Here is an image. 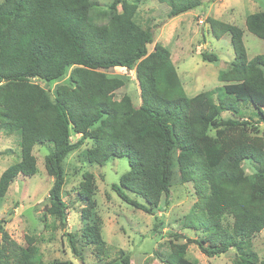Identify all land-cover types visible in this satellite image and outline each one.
Segmentation results:
<instances>
[{
  "label": "trees",
  "instance_id": "obj_1",
  "mask_svg": "<svg viewBox=\"0 0 264 264\" xmlns=\"http://www.w3.org/2000/svg\"><path fill=\"white\" fill-rule=\"evenodd\" d=\"M156 1L168 6V18L202 4L201 0ZM133 2L113 0L104 11L108 17L103 24L92 20L91 0L0 2V131L18 132L20 147L19 161L0 175V198L17 175L36 173L33 147L51 143L53 152L44 160L46 174L52 178L45 211L65 228L63 161L91 140L88 162L102 166L112 158L127 159L129 170L111 189L137 210L149 212L168 199L175 171L182 183L192 184L196 201L183 226L200 231L203 237L172 243L165 264H196L185 257L189 243H196L208 257L234 248L236 264H264L249 247L264 230V137L237 117L242 103L252 105L264 120V54L248 59L243 30L210 20L214 38L229 36L233 61L218 73L223 85L215 99V91L188 97L169 52L160 44L148 51L153 33L133 21L141 0ZM244 24L246 31L264 40V12L248 15ZM201 58L217 61L206 51ZM70 68L68 83L58 84L52 96L34 82L50 85ZM115 68L134 70L139 106L127 95L115 99L124 82L103 72ZM225 113L233 118L224 120ZM72 133L80 136L75 143L70 142ZM244 163L250 164L252 173L245 172ZM125 191L141 197L147 206ZM93 196L92 175L84 173L77 190L84 221L93 215ZM225 216L232 220L226 226ZM89 222L83 230L85 244L103 252L101 223L96 218ZM65 235L76 253L73 236ZM129 261L130 255L119 251L118 258L105 264ZM0 264H43L37 248H23L7 238L2 221Z\"/></svg>",
  "mask_w": 264,
  "mask_h": 264
},
{
  "label": "rangeland",
  "instance_id": "obj_2",
  "mask_svg": "<svg viewBox=\"0 0 264 264\" xmlns=\"http://www.w3.org/2000/svg\"><path fill=\"white\" fill-rule=\"evenodd\" d=\"M2 0H0L1 2ZM113 0H91L93 10L91 18L96 24L107 21L108 12L104 11ZM134 3L133 0H124ZM200 7L168 18V6L156 0H141L133 21L142 29L153 33V43L160 44L170 54V59L188 97L200 92L215 91L223 83L218 80V73L230 68L233 51L229 36L216 39L210 31V20L236 25L244 32L243 41L248 59L264 54V40L246 31L245 18L256 12H264V0H201ZM118 11H121L118 6ZM217 57L216 62L203 61L201 53ZM59 81L45 85L49 94H54L58 84L68 83V74ZM109 76H117L124 82L123 87L115 92L119 100L127 95L135 107L140 105L139 89L134 70L115 68L103 71ZM240 120L247 121L259 136L264 137V120L259 119L258 112L252 105L238 103ZM264 113V108L261 109ZM224 120L233 118L229 113L221 116ZM237 117H235L237 119ZM260 120V121H259ZM214 131H210L212 135ZM79 135L72 133L70 142L75 143ZM93 147L91 140H85L78 148L72 150L63 161L64 186L61 191L66 210V225L62 228L59 221L48 215L45 207L49 205L48 193L52 178L46 174L44 160L53 152L51 143L37 144L33 147L36 159V173L32 176L19 174L9 185L4 197L0 198V221L7 238L23 248L38 249L43 264L70 262L72 264H105L118 258L119 251L130 255L129 264H165L171 252V244H183L188 239L200 241V231L187 229L183 220L189 214L196 201L191 183H182L175 171L172 176L169 197L158 207H151L149 212L137 210L122 201L111 189L118 185L120 177L129 170L125 157L109 159L104 165L88 162L86 151ZM19 133L4 134L0 131V175L10 165L19 161ZM247 174L252 167L244 163ZM90 173L94 185V210L88 221L81 218L83 204L77 198V190L82 175ZM126 192V191H125ZM127 195L138 203L147 206L145 201L130 192ZM93 218L101 223V235L104 251L97 252L94 246L86 245L83 230ZM224 226L231 223L225 216ZM156 228L154 229V227ZM71 234L75 242V252L67 236ZM250 250L259 260L264 259V230L250 241ZM251 252L249 249H247ZM234 248L226 253L208 257L200 252L196 243L187 245L185 257L196 264H236L238 259Z\"/></svg>",
  "mask_w": 264,
  "mask_h": 264
}]
</instances>
